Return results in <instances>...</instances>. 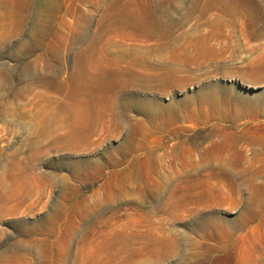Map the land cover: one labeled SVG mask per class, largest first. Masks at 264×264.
Wrapping results in <instances>:
<instances>
[{"label": "rangeland", "instance_id": "374dc122", "mask_svg": "<svg viewBox=\"0 0 264 264\" xmlns=\"http://www.w3.org/2000/svg\"><path fill=\"white\" fill-rule=\"evenodd\" d=\"M0 264H264V0H0Z\"/></svg>", "mask_w": 264, "mask_h": 264}]
</instances>
